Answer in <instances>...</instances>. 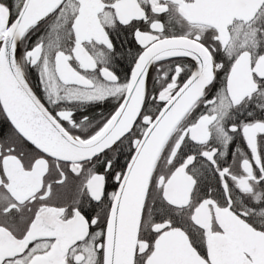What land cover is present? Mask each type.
Segmentation results:
<instances>
[{
    "label": "snow or ice",
    "instance_id": "6c2138e0",
    "mask_svg": "<svg viewBox=\"0 0 264 264\" xmlns=\"http://www.w3.org/2000/svg\"><path fill=\"white\" fill-rule=\"evenodd\" d=\"M0 121V264H264V0H0Z\"/></svg>",
    "mask_w": 264,
    "mask_h": 264
},
{
    "label": "flooded vegetation",
    "instance_id": "af4514ba",
    "mask_svg": "<svg viewBox=\"0 0 264 264\" xmlns=\"http://www.w3.org/2000/svg\"><path fill=\"white\" fill-rule=\"evenodd\" d=\"M120 39L123 40L124 37L121 36ZM129 40H130V37H129ZM116 43H117V46L119 47L120 40H117ZM126 47H127V46H126ZM132 47H135V45L133 44ZM127 67H128V63H127L126 60H120L117 64L113 65V69H114V71H116L117 74H120L122 78H123V74L125 73V70L127 69ZM33 87H34V88L36 87V85H35V80H33ZM36 90H37V92L39 93V89L37 88ZM99 110H100V109H97V111H99ZM105 110H106V109H105ZM90 114H94V113H90ZM0 124L3 125V129H4V131H7V125H6V123H3L2 121H0ZM237 143H240V142L237 141ZM229 163H232V161L229 160Z\"/></svg>",
    "mask_w": 264,
    "mask_h": 264
}]
</instances>
